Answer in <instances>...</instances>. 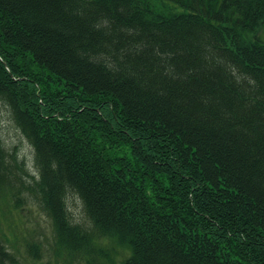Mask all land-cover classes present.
<instances>
[{
  "label": "trees",
  "instance_id": "trees-1",
  "mask_svg": "<svg viewBox=\"0 0 264 264\" xmlns=\"http://www.w3.org/2000/svg\"><path fill=\"white\" fill-rule=\"evenodd\" d=\"M173 1L0 0V102L38 170L0 135V195L26 187L73 254L264 264V0Z\"/></svg>",
  "mask_w": 264,
  "mask_h": 264
},
{
  "label": "rangeland",
  "instance_id": "rangeland-1",
  "mask_svg": "<svg viewBox=\"0 0 264 264\" xmlns=\"http://www.w3.org/2000/svg\"><path fill=\"white\" fill-rule=\"evenodd\" d=\"M160 11L180 10L173 0H152ZM0 135L7 149L16 151L32 177H38L35 152L17 128L10 111L0 102ZM21 174H23L21 172ZM26 183L32 178L24 175ZM68 209L76 222L88 228L91 223L79 196L70 193ZM0 231L7 247L20 264H121L130 251L110 238H93V247L80 254L69 252L55 239L51 219L40 208L26 187H17L5 197L0 195ZM38 251H36V247ZM33 247V248H32Z\"/></svg>",
  "mask_w": 264,
  "mask_h": 264
}]
</instances>
